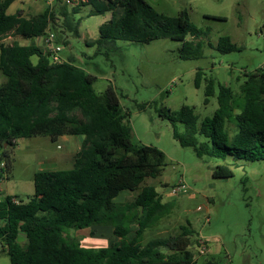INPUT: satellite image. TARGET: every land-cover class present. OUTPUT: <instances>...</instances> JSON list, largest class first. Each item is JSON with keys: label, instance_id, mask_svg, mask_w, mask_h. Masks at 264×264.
I'll list each match as a JSON object with an SVG mask.
<instances>
[{"label": "trees", "instance_id": "obj_1", "mask_svg": "<svg viewBox=\"0 0 264 264\" xmlns=\"http://www.w3.org/2000/svg\"><path fill=\"white\" fill-rule=\"evenodd\" d=\"M13 1L0 0V38L11 34L28 39L50 30L61 49L68 42L67 33H78L72 15L86 4L92 7L90 14L110 12V19L99 26L98 38L86 42L99 52L114 51L117 41L149 43L169 38L181 42L182 59H198L209 33L192 23L186 10L168 16L145 0H85L76 5L55 0L28 17L6 13ZM214 49L228 53L239 47L221 36ZM32 56L37 58L35 63ZM0 71L6 77L0 84V151L7 175L11 164L7 147L18 139L82 137L72 167L34 173L32 196L0 191V253L8 256L10 264H197L189 246L199 245L202 239L188 224L167 237L142 242L143 232L171 211V202L164 201L152 184L141 185L147 177L162 173L165 154L158 147L134 142L112 85L97 94L96 77L71 56L52 61L41 47L17 40L0 42ZM244 76L236 93L207 78L202 69L195 71V87L205 81L204 102L214 95L217 100L213 115L199 124L188 105L159 111L181 146L192 147L198 157L232 155L264 161V69ZM231 175L225 165L212 172L213 177ZM122 190L135 195L115 202ZM92 225L111 227L116 242L87 248L69 234L71 229ZM132 226L136 228L130 236ZM21 236L24 244L18 241Z\"/></svg>", "mask_w": 264, "mask_h": 264}, {"label": "rangeland", "instance_id": "obj_2", "mask_svg": "<svg viewBox=\"0 0 264 264\" xmlns=\"http://www.w3.org/2000/svg\"><path fill=\"white\" fill-rule=\"evenodd\" d=\"M145 1L168 16H176L184 9L192 23L208 29L203 56L182 59L181 42L169 38L149 43L117 41L114 51L99 52L96 45L86 42L98 38L99 26L110 19V12L90 14L92 7L87 4L72 15L78 33H67L68 42L58 52L63 59L71 56L74 63L96 77L93 89L97 94L112 85L134 142L158 147L165 154L162 173L147 177L141 185L152 184L164 201L171 202V211L143 232L142 242L167 237L179 231L181 224H188L206 242L189 246L197 264H264V161L232 155L198 157L192 147L179 144L168 120L159 115L160 110L177 111L182 105L193 108L198 124L213 115L216 95L205 103V81L199 88L194 85L198 68L207 78L230 86L236 93L240 92L244 73L264 69V0ZM221 36H228L239 50H215ZM186 38L194 40L189 35ZM13 40L25 44L24 39L11 34L0 38L3 43ZM31 60L36 62V56ZM5 80L0 71V84ZM64 138L67 136L54 142L48 136L37 135L8 146L11 164L2 183L4 190L23 198L32 196L34 173L50 165L53 158L56 169L72 167L71 154L58 160L67 155L64 148L57 147ZM218 165L230 168L232 175L213 177ZM178 185L181 191L173 194L171 189ZM134 195L135 192L122 190L113 200L123 202ZM135 228L131 227L130 236ZM69 234L87 248L116 242L112 228L105 225L71 229ZM18 241L24 244L25 239L21 236ZM203 247L204 252L200 253ZM0 264H10L5 253H0Z\"/></svg>", "mask_w": 264, "mask_h": 264}, {"label": "crops", "instance_id": "obj_3", "mask_svg": "<svg viewBox=\"0 0 264 264\" xmlns=\"http://www.w3.org/2000/svg\"><path fill=\"white\" fill-rule=\"evenodd\" d=\"M54 1L55 0H52V2L47 3V2H45V0H14L7 7L6 13L7 14H14V13L20 12L21 15L28 17V16H31V15L36 14L38 12H41L42 10L47 8L48 6H51ZM49 32H50V30H49ZM14 37L17 38L19 36H14ZM24 40H25V44H35V45L41 47L42 50H45V48H43L44 36H38V37L28 38V39H24ZM60 57L63 60V56L60 55ZM36 60H37V58H36ZM33 63H35V62H33ZM64 136H67V138H64L63 143L61 145L58 144L57 147L64 148L63 152L64 153L67 152L66 153L67 155L64 157H61V156L58 157V160H61V159L64 160L65 158H69V154H71L72 160L74 161L75 155L80 150L82 137L81 136L78 137L77 135L75 137V135L63 134V135L58 136L55 140H52V141H54V142L60 141V139ZM33 137H35V136H33ZM29 138H31V137H29ZM55 161H56V158H53L50 162V165H48L46 168H43L42 171L56 170V167H54ZM56 164H57V162H56ZM57 169H59V168H57ZM1 189L5 194L13 195V194L7 193L4 190V188L2 187V184H1Z\"/></svg>", "mask_w": 264, "mask_h": 264}, {"label": "built area", "instance_id": "obj_4", "mask_svg": "<svg viewBox=\"0 0 264 264\" xmlns=\"http://www.w3.org/2000/svg\"><path fill=\"white\" fill-rule=\"evenodd\" d=\"M67 4L70 5H76L81 1L85 0H64ZM45 2L50 3L52 0H45ZM43 48H45V51L48 52L49 58L52 61H60L61 58L58 55V52L60 51V46L55 44L53 34L51 32H47V34L44 36V41H43ZM7 162L6 158L2 155L0 151V191L1 189V184L7 179ZM181 191V186L178 185L176 187H173L171 189V192L173 194L179 193ZM15 202H17V199H14ZM204 252V247L201 248L200 253Z\"/></svg>", "mask_w": 264, "mask_h": 264}]
</instances>
